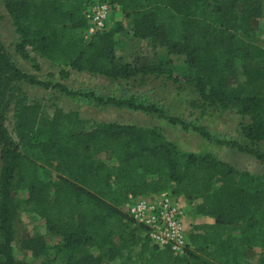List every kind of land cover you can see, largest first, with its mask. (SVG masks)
<instances>
[{"label": "trees", "instance_id": "obj_1", "mask_svg": "<svg viewBox=\"0 0 264 264\" xmlns=\"http://www.w3.org/2000/svg\"><path fill=\"white\" fill-rule=\"evenodd\" d=\"M84 1L3 0L19 39L16 52L27 58L26 48H30L59 68L61 78L67 77L66 69L111 81H127L149 73L146 66L117 63L113 36L118 29L103 31L86 42L82 35L74 39V31L82 33L86 27L81 7ZM103 1L119 6L132 17L134 37L150 39L168 54L184 55L202 104L234 109L242 118L248 117L249 123L241 129L242 137L250 143L264 142V49L253 45L250 28L251 19L263 13L264 0ZM0 67L17 75L8 65L1 45ZM238 75L244 81L230 87ZM11 95L2 110L13 102L17 141L4 127L0 109V264H22L12 254L13 220L18 210L15 197L19 191L28 193L26 206L44 220L48 235L60 239L59 250L67 261L73 260L71 264L114 260L119 250L137 240L122 207L128 195L146 191L136 177L142 162L147 168H152L154 162L162 164L158 170L161 177L152 191L164 190V182L170 181L174 186L170 193L182 195L189 202L201 199L197 213L215 220L212 227L195 228L213 232L212 247L200 246L203 236L191 234L190 248L182 257L169 249L149 246L142 236V264H264V257L256 262L248 258L252 247L264 252V174L261 179L247 173L240 175L255 187L248 191L233 184L237 173L230 165L217 161L210 153L180 152L164 140L159 129L94 123L57 109L46 118L41 106L27 105L24 97ZM4 98L0 92V105ZM97 102L141 109L114 98H97ZM174 122L183 124L180 120ZM20 148L26 154H21ZM238 150L264 161L262 150L242 146ZM47 155L57 161L53 182L39 175L42 167L38 163H47ZM105 156L108 160L103 159ZM46 246L45 237L35 232L19 241V248L30 252L34 259L43 255ZM85 248H93L97 256Z\"/></svg>", "mask_w": 264, "mask_h": 264}, {"label": "rangeland", "instance_id": "obj_2", "mask_svg": "<svg viewBox=\"0 0 264 264\" xmlns=\"http://www.w3.org/2000/svg\"><path fill=\"white\" fill-rule=\"evenodd\" d=\"M93 1L96 0L81 3L82 13ZM250 28L253 32V45L264 49V9L260 17L251 19ZM113 29L119 30L113 36L117 63L146 66L150 68L149 73L144 76L138 74L127 81H111L99 75L66 69L67 77L61 78L59 68L42 59L30 48H26L27 58L16 52L19 39L4 8L3 0H0V45L8 65L17 74L14 75L5 67H0V92L5 95L0 109L9 136L17 141L13 102L3 110L2 107L13 93V96L24 97L27 105L41 106L42 115L46 118H50L52 112L57 109L65 114L76 113L80 119L94 123L130 125L142 130L159 129L164 140L173 144L180 152L196 155L210 153L217 161L230 165L237 173L233 177V184L253 191L255 187L251 186L247 179H241L240 175L247 173L261 179L264 174V161L256 159L253 154L240 152L238 147L264 152V142L250 143L242 137L241 129L249 123V118H242L234 109L207 107L202 104L194 91L186 57L168 54L165 48L153 44L150 39L134 37L132 17L115 5L111 6L103 33H109ZM81 35L80 30L74 31L75 40H79ZM236 81L241 83L244 77L238 75L232 79L229 86H234ZM97 98L104 100L114 98L141 109L116 107L113 104L102 105L97 102ZM174 120H180L183 124ZM200 132H204L207 137H203ZM19 152L26 154L23 148H20ZM47 158V163H38L42 167L39 175L43 180L53 182L57 176L54 171L57 161L52 155H47ZM103 159L108 160V157L105 156ZM153 164L152 168H147L142 162L136 169V177L146 189H152L161 177V171L158 170L162 164L158 162ZM1 165L0 162V168ZM153 168L157 171L153 172ZM164 183L165 188L173 185L167 180ZM27 198L26 191L17 192L15 197L18 206L13 220L15 236L20 239L23 236L27 238L35 232L45 237L47 246L43 255L34 259L30 253L20 251L14 240L12 254L15 261L22 264H71L73 260L67 261L63 252L59 250L60 239L48 235L44 220L35 216L31 208L26 206ZM196 200L200 201L198 205L201 204V199ZM196 207L195 213L211 220V223L194 225L188 237L191 234L203 236L204 240L200 246L207 245L211 248L213 240L210 241V237H213V232L195 228L212 227L215 220L211 216L197 213ZM131 229L134 234L139 230L133 224ZM135 236L138 240V235ZM133 244L127 249L119 250V256L114 260L103 264H142L143 260L139 257L141 247L137 245L135 248ZM148 249L151 250L150 247ZM85 251L93 256L98 254L93 248H85ZM262 257L264 252L260 248L249 249L250 262H256Z\"/></svg>", "mask_w": 264, "mask_h": 264}, {"label": "built area", "instance_id": "obj_3", "mask_svg": "<svg viewBox=\"0 0 264 264\" xmlns=\"http://www.w3.org/2000/svg\"><path fill=\"white\" fill-rule=\"evenodd\" d=\"M111 11L108 1L96 0L84 12L86 27L82 31L83 41L105 31ZM122 211L143 232V241L159 250L169 249L182 257L190 248L189 237L183 225V211L177 196L163 193L159 196L128 195Z\"/></svg>", "mask_w": 264, "mask_h": 264}, {"label": "crops", "instance_id": "obj_4", "mask_svg": "<svg viewBox=\"0 0 264 264\" xmlns=\"http://www.w3.org/2000/svg\"><path fill=\"white\" fill-rule=\"evenodd\" d=\"M173 188H174V186L170 185L167 188H165L164 190L157 191V192H154L151 189H146L145 193L142 194L141 196H145V197L159 196L163 193L172 192ZM177 199H178L179 206L182 208V211H183L182 220H183V225H184V229H185L187 236L189 233H191L192 227L194 225L200 224V223H204V224H210L211 223V220L205 218L202 215H198L195 213V207L198 205V203L200 201L194 200L192 202H189L182 195H177ZM135 235H138L139 239L136 240L137 243L135 242L134 243L135 245L133 244V247L136 248L137 245L139 247H141L140 245H141L142 241L140 242V238L142 237L143 233L139 230L137 232L135 231ZM19 239L20 238L15 236V241L17 243L18 248H19V241H20ZM19 250L22 252L30 253L28 251L21 250L20 248H19Z\"/></svg>", "mask_w": 264, "mask_h": 264}]
</instances>
